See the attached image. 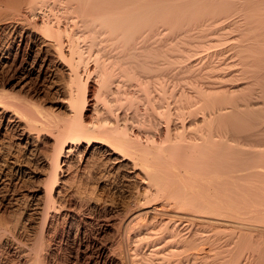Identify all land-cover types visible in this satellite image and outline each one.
Listing matches in <instances>:
<instances>
[{
	"label": "bare ground",
	"instance_id": "bare-ground-1",
	"mask_svg": "<svg viewBox=\"0 0 264 264\" xmlns=\"http://www.w3.org/2000/svg\"><path fill=\"white\" fill-rule=\"evenodd\" d=\"M7 31L13 40H40L45 56L35 81L59 93L66 117L0 83V214L15 216L10 224L0 215V264L7 251L22 253L25 264H49L56 241L79 238L77 212L68 202L87 200L94 211L107 204L91 197L81 180L99 154L105 160L97 158L103 162L94 167L103 178L123 174L126 185L145 190H129L137 211L115 217L109 229L118 238L109 247L91 241L98 258L105 261L113 250L116 264H178L196 222L216 228L223 218L251 236L240 220L264 218V0H0V34ZM13 40L0 45V66ZM118 40L122 53L109 54ZM133 69H203L204 81L196 79L193 90L204 112L184 121L182 109L173 118L167 106L170 112L159 113L168 115L165 124L156 122L157 138L147 134L143 143L127 132L123 115L113 119L116 104L135 102L121 89V80L134 79ZM18 71L20 78L28 75ZM147 74L135 77L138 94L146 99L155 87L159 100L170 88ZM195 107L186 106L184 114Z\"/></svg>",
	"mask_w": 264,
	"mask_h": 264
},
{
	"label": "rangeland",
	"instance_id": "rangeland-1",
	"mask_svg": "<svg viewBox=\"0 0 264 264\" xmlns=\"http://www.w3.org/2000/svg\"><path fill=\"white\" fill-rule=\"evenodd\" d=\"M186 22L187 21H181V23H182L181 24L179 21V23L183 26H185L187 24L189 25V22H187V24H186ZM191 23L192 22H190V25H191ZM181 27H178L177 30L180 31L179 28H181ZM183 28L184 27H182L181 30ZM41 30H42V28L40 26L36 27V31L38 33H40ZM170 33L171 32H168L166 35H164V37H166L165 41H167V42L170 41V39H171L170 36H172V33L171 34ZM8 34H9V36H8ZM18 37L19 36L14 37V40H13V39H11L12 37L10 36L9 32L8 33L3 32L2 34H0V45H4V44H6L7 41L13 40L11 47H10V51L8 53V58H7L8 63L6 62V64L4 63L2 66H0V69H1V71H0V83H2L1 85H3V87L6 88L7 90H10L16 94H19L23 98H29L32 100V102L34 101L38 104L40 103V105H43V107H45V108L48 107L47 109H49L53 113L55 112V114H57L59 117L65 118L66 113L64 112L63 107L61 105L60 106L58 105L59 104L58 101L60 98L59 93L58 92L56 93V91L52 87H50L49 83H47L46 81H41V80L39 82L35 81L36 75L38 72L37 70H39L41 61L43 60V57L45 56L43 49H41L42 47L39 46V45H41L40 40H38L37 37H31V38H25V40L21 39L22 40V42H21V41H19ZM119 40H118V42L116 41L117 43H115V45L110 46L112 49L109 48V51H110L109 54L111 53L112 55H118V54H120V52L122 53L123 48H121V46H119V45H121L119 43H121L122 40L120 42H119ZM116 44H117V46H116ZM18 69H27L28 75H26V77H24V79H23V77L20 78ZM135 70L136 71H134V69H133V72L135 73V77L136 76L139 77L141 74L145 75L148 73L146 76L151 77L153 75L151 77L152 79H154L156 77L157 79L155 78L154 80L160 81L161 85L163 84V85H165L166 88H170V90L167 89V90H169V91H167L168 93L166 92L165 95L162 94V95H164L163 98H161L162 95H160V98L158 97L159 98V100H158L155 97V96H157V90H156V92H154V90L156 88L151 87L154 83H156V86H157V82H154V80H153V84L150 86L151 87L150 91L152 90V92L149 94V96L147 95L148 97H146V99L145 98L143 99L142 95L140 96L138 94L139 91H137L138 90V83H139L137 78L134 77V79L131 78L130 80L125 78V79L121 80V81H125V84L123 82L125 87L124 88L122 87L121 89H124L125 92H128V94L130 96L133 95V100L135 102H133L132 104L125 102V103H123L124 105L122 104V102L120 103V105H118L119 103L116 104V106L114 107L115 108V114L113 115L114 111L112 112V115L115 117H113V116L112 117H113V119L116 118V116H117V118H120V115H123V117L125 118V122H126L125 126L127 129V132L130 134L132 133L134 135H137L142 140L143 143H145V141H146L145 135H147V134H148V136H150L152 138H155V139L157 138L158 131L156 128L157 127L156 122L157 123L159 122L160 125L165 124L164 121H166L167 116H168V115H166L165 117H163L164 119L161 118L160 114H163L164 111L167 112L169 110V112H170V109H171V112H172L171 117L174 118V116L176 117V115L178 113H180L181 109H182L183 110V113L181 112L182 116H180L181 113L178 114V116H180L179 119H181V120L184 119V121H188L190 117L201 116L202 109L204 108L203 110H205V107H202L204 102L202 100H200L202 98V96H200L199 91L196 93L195 92L196 90H193L197 86L196 83H198V85H199L201 82L204 81V78L202 79V77H201L202 76L201 71L203 69H194V71H193V69L192 70L191 69H189V70L185 69V71L183 69H182L183 71L180 69H174V70L173 69H158V70L150 69L149 72H143V73H141L142 72L141 69L140 70L135 69ZM151 70H154V71L151 72ZM188 71H189V73H188ZM192 72H194V73H192ZM169 73H170V75H169ZM182 74H183V76H182ZM178 75L181 76L180 77L181 81L179 80ZM159 76H160V78H159ZM173 76H175L177 78V80L175 79L176 81H174L175 77H173ZM187 76H188V78H186ZM200 78H201V80H200ZM161 79H162V81H161ZM192 79H194L193 82H192ZM196 79L197 80L199 79V80L197 81ZM25 80H27L28 82L27 81L25 82ZM187 80L191 81L190 87H189V82ZM137 81H138V83H137ZM185 81H187V82H185ZM37 82H38V84H37ZM127 82H128V85L126 84ZM35 85H36V87H35ZM176 85H177V87H176ZM132 92H133V94H132ZM182 92L186 93V94L183 95ZM189 92H191V93H189ZM168 94H170V95L168 96ZM191 94H192V96H191ZM194 94H196V95H194ZM197 94H198V96H197ZM179 95H180V97L185 96V95H187L188 97L186 98V96H185V97L180 98ZM122 96H124V95L122 94ZM176 96L179 97L180 100H178L179 98H177ZM151 97L156 99V101L153 102L154 100L152 101ZM147 98L150 101H148ZM141 99H143V100H141ZM161 99H162V101H161L162 104H164V105L161 104L162 106L159 105ZM190 99H191V101L189 102L188 100H190ZM183 100H185V101H183ZM151 101H152V103H151ZM147 102L149 105L151 104V106H149L147 104ZM174 102L175 103L177 102L176 106L178 107L179 111H178V109L176 110V108H175L176 106H175ZM180 102L184 105H182ZM125 104H127V105L130 104V105L127 106ZM154 105H156V106H154ZM194 105H196L195 108L197 111L196 112L193 111L190 114L188 113V115L186 116V114H184L185 112L186 113L188 112V110H186V106L188 107V106H194ZM157 106H160V109H158L159 107H157ZM167 106L170 109L169 108L166 109ZM182 106H184L185 108ZM151 107L154 108L155 110L152 109ZM163 108H165V109H163ZM183 108L186 111H184ZM198 108H200L199 111H198ZM151 110H154L157 113H155V112L153 113V111L151 113ZM162 110H164V111L162 112ZM193 110H194V108H193ZM174 111L175 112L177 111L175 113V115H174ZM203 112L204 111H202V113ZM117 114H119V115H117ZM152 114H154V115H152ZM198 114H200V115H198ZM159 115H160V117H159ZM183 115H184V118H183ZM119 123H123V122L119 120ZM210 148H211V146H210ZM212 148H215V147L213 146ZM115 155L116 154H113L111 156L112 159L114 157H118V155H116V156ZM99 156H100V158H99ZM97 158L105 160V157L103 154L96 155L95 160H94L96 165H94L95 163L93 162L94 164L92 166V169H91V167L89 169L91 172L89 173V170L87 171L89 174L93 175L92 176L93 178L91 177V175H89L86 172L87 176H90V178L87 177L86 175H84L85 174L84 173L82 175L83 177L81 178V180L82 181H83V179L85 180V181H83L84 186H85L84 188L87 189L88 194L91 197H96L98 199L100 198L99 203H101V201H102V203L104 202L103 204L107 203L106 207L103 208L101 205L99 208L95 209V211H94L93 209H89V207L87 206V204H88L87 200L86 201L82 200V202H80V204L77 203L76 201H74L75 199H77V197L76 198L74 197L73 198L74 200H72L71 202H68L69 205L71 203H74V209H75L74 211H75V213L77 212L76 213L77 216H75L76 218L74 220V222H75L74 224H77L78 226L80 225L79 228H80L81 232H83V233L79 236V238L76 237V238L72 239L70 241V243H67V241L64 239H62L61 241H58V242L56 241L55 243L57 245L55 243H54L55 245L54 244L52 245L54 252L52 250L53 255H51V257H50L51 261L49 264H116V263H113V262H115L114 261V254L115 253L113 250H112V252L110 251V253L108 254V258H105L106 260L104 261V259H102L100 257L98 258V255H96V250H98V249H95L96 247L91 245V241L94 240L95 242L94 241L93 242L96 244H97V242H99L98 244L101 247H104V246L109 247L108 244H110L111 242L113 243V241H115L118 238V236H116L115 233H112L111 229H109L111 227V225L113 224L112 221H114V223L118 222L117 220L119 219V217L121 218V216H123L125 213H126V216H124V217H127V215L131 214L134 211H137V204L135 202L134 197L130 195L129 190L136 191V192L139 191V192L143 193L145 188L142 186H137L136 183L130 184L131 186L126 185L127 184V180H126L127 177L124 176V178H123V174H121L122 176L121 175L116 176V174L112 173L113 175H111V173H110L108 175V177L104 176V178H105L104 179L103 175H102L103 172L100 173L98 170V169H100V166H99V168H96L97 170L95 169V167H98L97 164L99 162H103L101 160L99 161ZM75 168H76V166L74 165L70 168L71 170L69 169V172L70 173L72 172L71 173L72 175L75 172L74 171ZM95 172H96V174H94ZM100 179H101V181H100ZM72 180L75 181V180H77V178L74 177ZM128 180L131 181L133 179H128ZM104 183H106L107 185ZM102 184H104L105 187L102 186ZM153 201L154 200H152L151 202H153ZM72 205L73 204H71V206ZM250 212H253V214L259 213L256 211L255 212L250 211ZM0 215H2L5 218V220H8V222H10V224L14 223V219H15L14 215L8 214L6 211L2 212ZM78 216H79V218H78ZM115 217H117L118 219ZM77 221H78V223H77ZM228 223H229V219L223 218L221 220V226L213 228L212 225H205V224H207V222L206 223L202 222V224L199 222H196L197 227L195 224V227L193 229L195 231H192V234L194 236V241L189 245V247L183 249L182 250L183 252H181L180 255H178L179 256L178 258L183 256L180 259H178L180 261V262L178 261V264H264V243H263V239H264V218H258V219H254V220H248V221L240 220V223H243L245 226L249 227V230H246V231L249 232V234H251V236H249L248 234L244 235L241 232H240L241 234H239V231H240V230H238L239 228L237 229V227L234 225L230 226ZM62 225L63 224L61 223L59 226L61 227ZM185 227L186 226L184 225V228ZM116 228H117V225H116ZM123 228H124V225L122 226V229ZM107 231L109 233H107ZM184 232H187V230L185 229V231H183V233ZM187 234H189V233L187 232ZM90 237H92V238H90ZM77 241H79V242H77ZM87 242H89L90 244L88 243V245H87ZM176 244H179V243H176ZM121 245H122V249L124 252L126 249V242L124 240V236L121 239ZM83 251H84V253H83ZM14 252L13 251H10V252L7 251V253H5L3 255V257H6V259L3 260L4 261L3 264H25V260H24L25 258L22 256L23 254L19 253L18 251H14ZM77 252H78V259H79L78 263L75 260V254ZM190 253H193L194 258L186 261L185 254L188 255ZM124 254H125V252H124ZM182 258H183V261H181Z\"/></svg>",
	"mask_w": 264,
	"mask_h": 264
}]
</instances>
